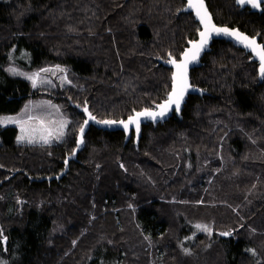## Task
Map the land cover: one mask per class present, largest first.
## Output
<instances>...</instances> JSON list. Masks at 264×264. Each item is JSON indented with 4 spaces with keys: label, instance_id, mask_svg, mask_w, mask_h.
<instances>
[{
    "label": "trees",
    "instance_id": "1",
    "mask_svg": "<svg viewBox=\"0 0 264 264\" xmlns=\"http://www.w3.org/2000/svg\"><path fill=\"white\" fill-rule=\"evenodd\" d=\"M207 3L218 24L264 43V11ZM185 4L0 0V115L49 96L77 123L52 145L0 126V264H264V80L232 42L215 40L192 71L210 94L190 95L181 119L143 125L138 147L91 126L65 177L32 180L60 173L76 147L85 114L70 100L121 119L166 97L172 69L159 59L180 58L200 30ZM51 63L75 84L38 88L9 70Z\"/></svg>",
    "mask_w": 264,
    "mask_h": 264
},
{
    "label": "water",
    "instance_id": "2",
    "mask_svg": "<svg viewBox=\"0 0 264 264\" xmlns=\"http://www.w3.org/2000/svg\"><path fill=\"white\" fill-rule=\"evenodd\" d=\"M186 4L184 6V8L181 9V12L184 13H188L191 12L193 13L195 20L200 24V30L198 31V35L197 38L194 40H190L188 42V45L184 48L183 52L180 55V58H175L173 56H169V58L167 60L160 58L159 59V63L167 66L169 68L172 69V75H171V88L170 91L167 93L166 97L164 99H162L160 102L155 103L153 105V107H148V108H143L141 110H135L131 115H129L126 118H121V119H98L95 115H93V113L91 112L89 105L86 104L85 106H81L79 104L74 103L73 101L70 100V104L77 108L79 111L83 112L85 114V120L84 122L87 120V124H85L83 122L82 126L84 128V132H83V143H81V133H80V129L78 131L77 134V138H76V147L74 148L73 152L70 154L66 155V158L64 159L63 163H64V169L53 176H44L41 178H36V179H32L34 181H48V182H52L53 180L56 181H60L63 177H65L69 170H70V163L71 161H78L79 159V154L80 152L84 149L85 145H86V140H85V136L88 133L89 129L91 126H94L98 129L101 130H105V131H123L125 133V144L128 143L130 141V139L132 138V136L134 135V142L135 145L138 147L142 138V131H143V125L148 124V123H152L153 125H158L159 123H165L166 121H168L171 117L176 116L178 118H182L183 117V110L184 107L189 99L190 95H199L201 97H204L205 95H209V91L205 88L199 87L195 84L192 83V71L195 68H198L200 66L203 65V57L204 55L211 51L212 49V45L214 43L215 40H226L229 42H232L235 46L245 50L246 53L251 54V59L252 61H255L258 63L259 67H258V73H259V82H262L264 80V77H261L260 75V65H261V59L260 56L257 54V52L253 51L252 48L250 47H245L244 43H241L240 41L236 40L235 37H230V36H226L223 34L217 35L215 32H211L207 43L204 45L203 50H201L199 52V55L195 58V59H191L190 62L187 65V81L188 84L190 85V87H188L183 94V97L179 100V110L176 109V105L175 104H171L169 105L167 111L165 112V114L163 115V117L161 116H157L155 119H152L150 116L147 115H142L140 116L139 119V132H136L135 129V125L134 124H129L128 128L125 129L124 125L120 123V121H124L127 122L129 120V117H136L137 113H142L145 110H148L149 112H159L161 111L160 108H158V105H162L164 104L168 99L170 94L173 92L174 86L176 85V81L174 80V76L177 73V67L176 64L181 63L182 61H184L185 56L184 53L188 52L190 49L194 48V44H197L200 41V32L205 31V26L204 24H202L199 20V18L196 15V9L195 8H189L188 6V2L187 0ZM236 5H238L241 9H245V8H249V10L251 12H256V13H262L264 11L263 9V4H264V0H262L261 5L259 8H253L251 5H239L237 3V0H235ZM204 6L206 8V11L208 14H210V24L211 25H215L217 28H228L229 30H236L239 33H241L244 36H247L250 39H255L256 44L257 45H264L263 42L260 41V37L259 35L256 36H251L250 34H248L247 32L239 29L238 27H232V26H228V25H222V24H218L215 19L214 16L212 14V12L209 9L207 0H204ZM191 42V43H190ZM191 55V54H189ZM174 60L176 63H170L169 61ZM87 108V112L84 111V109ZM89 114H91V117H95V120L91 119ZM102 121H115L116 123L113 124H104V123H100ZM16 174L13 173V175ZM12 175V176H13Z\"/></svg>",
    "mask_w": 264,
    "mask_h": 264
},
{
    "label": "rangeland",
    "instance_id": "3",
    "mask_svg": "<svg viewBox=\"0 0 264 264\" xmlns=\"http://www.w3.org/2000/svg\"><path fill=\"white\" fill-rule=\"evenodd\" d=\"M9 70L30 80L38 88L61 89L75 84L70 68L61 63H51L35 69L14 64ZM0 121V126L17 127V141L29 145L66 143L72 138L77 124L70 111L49 96L31 98L20 112L0 115Z\"/></svg>",
    "mask_w": 264,
    "mask_h": 264
},
{
    "label": "snow or ice",
    "instance_id": "4",
    "mask_svg": "<svg viewBox=\"0 0 264 264\" xmlns=\"http://www.w3.org/2000/svg\"><path fill=\"white\" fill-rule=\"evenodd\" d=\"M189 8H195L196 9V15L199 18L200 22L204 24L205 31L200 32V41L197 44H194V48L190 49L188 52L184 53L185 59L179 64H176L177 67V73L174 76V80L176 81V85L174 86L173 92L170 94L169 99L162 105H158V108L161 109L159 112H149L148 110H145L142 113H137L136 117H129V120L127 122L120 121L121 124L124 125L125 129L128 128L129 124H134L136 132H139V117L142 115L150 116L152 119H155L157 116L163 117L165 112L167 111L169 105L175 104L176 109L179 110V100L183 97L184 91L190 87L187 81V65L190 62L191 59H195L201 50H203L204 45L207 43V40L211 34V32H215L217 35L223 34L230 37H235L236 40L240 41L241 43H244L245 47L252 48L253 51L257 52V54L260 56L261 59V65H260V75L261 77H264V45H257L255 39H250L247 36L242 35L236 30H229L228 28H217L215 25L210 24V14L207 13L206 8L204 6V0H187ZM262 0H237V3L239 5H251L253 8H259L261 5ZM191 43V42H190ZM191 54V55H189ZM170 63H176L174 60L169 61ZM47 71V69H45ZM85 112H87V108L84 109ZM90 118L95 120V117H91V114H89ZM11 120V118H8ZM2 122V121H0ZM15 122V121H12ZM87 124V120L84 122ZM100 123L104 124H113L116 123L115 121H102ZM83 132L84 128L81 127L80 133H81V143H83ZM23 139V137H21ZM197 228L203 227L205 231H209L207 226H201L197 225ZM222 235H227L226 233Z\"/></svg>",
    "mask_w": 264,
    "mask_h": 264
}]
</instances>
